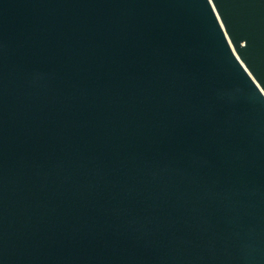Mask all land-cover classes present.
<instances>
[{
  "label": "water",
  "instance_id": "obj_1",
  "mask_svg": "<svg viewBox=\"0 0 264 264\" xmlns=\"http://www.w3.org/2000/svg\"><path fill=\"white\" fill-rule=\"evenodd\" d=\"M0 264H264V0H0Z\"/></svg>",
  "mask_w": 264,
  "mask_h": 264
}]
</instances>
